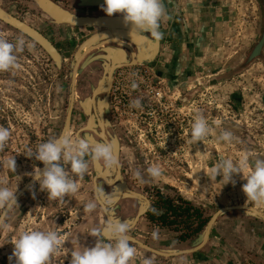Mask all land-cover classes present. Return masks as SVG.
Returning a JSON list of instances; mask_svg holds the SVG:
<instances>
[{
    "label": "rangeland",
    "instance_id": "1",
    "mask_svg": "<svg viewBox=\"0 0 264 264\" xmlns=\"http://www.w3.org/2000/svg\"><path fill=\"white\" fill-rule=\"evenodd\" d=\"M0 1L54 41L62 56L59 63L55 62L35 40L0 20V35L12 42L23 37L32 46L18 54V69L0 72V126L11 132L0 161L8 156L16 161L15 172L0 164V182L16 189V194L32 179L34 168L44 167L26 156L27 148L65 133L76 53L99 29L56 24L31 6L32 0ZM52 1L80 16L107 15L101 10L104 0ZM164 4L169 18L161 22L162 44L151 75L158 82L147 89L153 99L146 97L144 88L142 94L134 93L132 84L141 80L138 72L143 67L133 66L117 74L113 95L118 98L113 97V104L124 126L138 135V171L145 182L139 183L134 176L127 181L146 196L160 199L159 192L163 194L166 203L159 200L158 208L168 206V201L178 206L190 204L189 210L178 212L176 220L186 219L184 223L164 228L158 216L154 223H138L128 234L160 251L174 252L198 247L207 228L205 219L223 207L247 204L264 214V205L246 203L242 174L234 175V185H223L219 175L216 181L208 176L221 156L234 162L245 153L264 158V41L259 55L248 57L262 36L264 23L259 0H164ZM176 68L177 78L170 82ZM86 73L79 80L82 86L88 82ZM180 94L188 100L179 102ZM135 99L141 101L140 107L130 106ZM197 113L205 116L213 134L194 144L189 132ZM221 131L233 134L230 144L216 141ZM153 165L163 170L155 180L146 171ZM81 182V191L76 196L66 195L63 203L49 200L38 183L16 200L17 205L4 219L7 228H0V264H15V258L9 261L14 250L11 242L25 230L51 229L66 237L63 247L68 252L61 249L50 264H70L75 246L71 241H78L80 247L95 246L96 238L89 232L103 226L107 218L99 205L92 213L84 212L83 204L95 198L91 172ZM100 185L116 200L112 218L131 226L137 208L135 198L116 196L110 187ZM153 232L157 239H153ZM130 244L137 249L131 264H141L144 257H150L154 264H264V219L246 210L224 212L214 225L210 241L187 254L163 256L137 242Z\"/></svg>",
    "mask_w": 264,
    "mask_h": 264
},
{
    "label": "clouds",
    "instance_id": "2",
    "mask_svg": "<svg viewBox=\"0 0 264 264\" xmlns=\"http://www.w3.org/2000/svg\"><path fill=\"white\" fill-rule=\"evenodd\" d=\"M101 10L111 17L113 14H122V21L126 27L131 28V33L149 34L155 41L163 38L160 31L161 22L169 17L166 12L164 0H104ZM27 45L23 37H18L14 42L0 35V72H8L20 67L18 54L25 50ZM138 85L132 84L133 88ZM141 101L135 99L130 102L132 107H140ZM216 125L220 121H215ZM191 142H203L213 134V128L202 113H197L190 126ZM11 136L8 128L0 126V152L7 145ZM100 139L93 140L88 136H81L80 132H65L58 137L41 142L35 148H27L26 156L34 157L43 163L44 168H34L31 173L33 181L39 184L41 191L48 194V199L63 203L65 196H75L79 190L78 181L84 180L90 166L103 167L105 170H113L120 167L117 154L111 142L104 139L105 133L99 132ZM217 142L231 143L234 139L230 131H221L216 135ZM8 170L15 172L16 161L14 156L5 157L0 161ZM70 168L66 170V167ZM147 174L153 180L163 175L159 165L147 168ZM242 174L246 180L242 191L247 197L246 203L254 202L264 205V158H251V154L245 153L238 162L232 159L220 157L211 167L208 176L216 181L219 175L223 185L235 184L234 175ZM134 178L139 183H144V177L140 171L134 173ZM16 189L5 186L0 182V228H7L4 217L7 212L17 205ZM116 200L113 195L105 194L102 187H95V198L83 204L85 213L96 211L98 205L105 215H109L101 227H93L89 235L96 238L94 247H80L78 241H71L74 249L71 251L70 264H131L137 257V249L130 244L132 238L128 234L130 227L127 222L113 219ZM153 239L158 234L153 232ZM66 237L56 230H25L11 243L14 250L9 261L15 258V264H50L53 255L63 247ZM67 252L68 250L65 249ZM141 264H154L150 257H144Z\"/></svg>",
    "mask_w": 264,
    "mask_h": 264
},
{
    "label": "flooded vegetation",
    "instance_id": "3",
    "mask_svg": "<svg viewBox=\"0 0 264 264\" xmlns=\"http://www.w3.org/2000/svg\"><path fill=\"white\" fill-rule=\"evenodd\" d=\"M259 1L261 2V6L263 8V23H264V0H259ZM0 6L10 14L26 22L24 19H22L21 15L18 14L16 11H12L11 9L6 8L4 6V2L0 1ZM262 30H263L262 36L257 41L256 48L253 49L251 53H249L248 55L249 58L254 54H256L257 56L259 55V50H260L259 48L264 41V26ZM148 37H149L148 38L149 42L153 45L152 46L153 48L147 51L143 50L142 49L143 45H141V50L134 49V51L131 54L129 53L128 56L127 55L123 56L119 54L117 55V57L111 60H109V58H107L106 55H104V53H100L97 55L99 59V63L92 64L90 67H88L89 70L88 71L86 70L84 72V73L87 72L85 81L88 82L84 83V86L81 85V82L80 83L77 82L74 107L72 110L71 122H70V132L72 133L80 132L81 136L85 135L93 140H99L100 139L99 132L103 131L105 133L104 139H106L108 142H111L113 144L114 151L119 158L120 167L113 170H105L103 167L90 166L89 171L91 172L92 179L94 178V183L96 181V185L102 184L104 186L110 187V189L113 191V193L116 196L126 197L130 195L132 196V198L133 197L135 198L137 208L135 209L136 211L134 213L132 224L131 226H129L130 230H132L133 227H136L138 223H142V222L154 223L155 221L154 218L158 216L163 221L162 227L164 228L170 226L173 223H184L186 219L185 220L180 219L179 221L176 220L179 217L178 212L180 211L183 212V210L187 211L190 209L189 207L190 204L187 202L186 203L188 204V206L187 205L182 206L183 204H180V206H178L172 204L173 203L172 201H168L169 203L168 206L164 207L167 199L164 196H162L163 194H160L159 192L160 199L158 198L155 199L153 197L146 196L140 192H137L133 184L127 181V179H129V177H133L134 173L140 170L141 167L139 164V161L141 159L138 155L139 154L138 142H137L138 135L137 132L134 133L130 132V130H128V128L124 126V124L121 122L118 109L113 104L114 103L113 88L116 82L117 74H119V71L133 66H141L143 68L139 69L138 72L139 78H141V80L137 84L138 86L133 90L134 93L138 95L139 93L141 94L143 93L142 90L144 88L148 92L146 93V97L151 96L150 94L152 93L149 92V90L147 89L152 88V86H154V84L158 82V80H156V78L154 77H151V75H152V71L154 70V66H153L154 59L158 56L160 52L162 40L155 41L154 38H151L149 34ZM49 40L52 41L50 38ZM52 42L57 47L54 41ZM156 42L157 44H159L158 46ZM57 49L59 50V48ZM177 72H178L177 68L176 71L174 70L171 72V74L172 73L173 74L170 78V82L171 80L174 82L175 78H177L175 75ZM178 75H181L180 72ZM122 78L125 79L126 77H122ZM71 82H72V77H71ZM177 82L179 83L180 81L177 79ZM180 85L181 83H179L178 86ZM82 89L86 90L85 94L82 93ZM70 98H71V91L68 98L69 99L68 109L70 107ZM116 98H118V96L115 95L114 99ZM150 98L153 99V95ZM188 98H189L188 96L180 94L177 99L179 102H185L186 100H188ZM82 102H83V106L81 105ZM119 105L122 106V104ZM90 172H88V174H90ZM22 195L20 197H22ZM159 200L161 202H164L162 208H158L160 207L158 204ZM238 205H247V204H238ZM238 205H230L226 207H232ZM247 206L253 207L251 205H247ZM234 210L250 211L248 209H231L227 211H234ZM222 213H220L215 219L212 228L210 230V236L207 243L212 238L214 225L217 222L218 217ZM214 214H216V212ZM214 214L209 219H205L204 223H207L206 227H208L209 222L211 218L214 216ZM130 237L144 243L142 240L138 239L135 236L130 235Z\"/></svg>",
    "mask_w": 264,
    "mask_h": 264
},
{
    "label": "water",
    "instance_id": "4",
    "mask_svg": "<svg viewBox=\"0 0 264 264\" xmlns=\"http://www.w3.org/2000/svg\"><path fill=\"white\" fill-rule=\"evenodd\" d=\"M31 6L35 7L36 9L40 10L42 13L46 14L50 17V19L59 25H69L71 27H76L82 30H87V28H98L86 38L83 43L79 46L76 57L75 63L73 67V71L71 74L72 82H71V98H70V107L68 109L67 118H66V128L65 132H70V122H71V115L72 110L74 107V100L76 94V85L79 80H82V74L89 70L92 64L99 63L98 54L104 53L109 60L117 57V55L128 56V54L132 53L135 50L140 49L141 45H143L142 49L147 51L153 48L152 44L149 42L148 37L142 33H131V28L126 27L122 21V16L113 15L111 17L107 15H100V16H80L76 13L73 14L70 10L63 8L62 6L54 3L52 0H32ZM0 20L4 21L5 23L9 24L10 26L16 28L17 30L23 32L33 40H35L40 46L52 57V59L59 63L62 60V56L60 51L57 47L53 44L52 41L49 40L47 36H45L42 32L34 28L33 26L29 25L28 23L20 20L19 18L15 17L14 15L7 12L0 6ZM157 44V42H156ZM155 44V46H156ZM159 44H157L158 46ZM89 62V63H88ZM44 168V167H43ZM41 168V169H43ZM35 182L33 178L25 184V186L15 195L16 200L24 194L29 187H31ZM94 186L101 187L100 184L96 185V181ZM231 209H248L252 211L254 214L258 215L259 217L264 219V214L259 212L253 207L247 205H238L232 207H225L220 209L214 216L211 218L209 225L206 229L204 241L201 245L194 249H187L182 251H174V252H167V251H160L152 246L142 243L134 238L132 240L137 242L144 248L148 249L151 252L161 254L163 256H176L180 254L190 253L192 251L198 250L203 248V246L207 243L210 230L212 225L217 218V216ZM8 213V212H7ZM105 214V213H104ZM3 216V213L2 215ZM107 220H109V215H105ZM5 219V217H4Z\"/></svg>",
    "mask_w": 264,
    "mask_h": 264
},
{
    "label": "crops",
    "instance_id": "5",
    "mask_svg": "<svg viewBox=\"0 0 264 264\" xmlns=\"http://www.w3.org/2000/svg\"><path fill=\"white\" fill-rule=\"evenodd\" d=\"M79 185H80L79 188H82V186H83V182L79 181ZM80 191H81V190H80ZM80 191L78 190L77 194H78ZM77 194H76V195H77ZM76 195H75V196H76ZM67 202H68V201H67Z\"/></svg>",
    "mask_w": 264,
    "mask_h": 264
}]
</instances>
